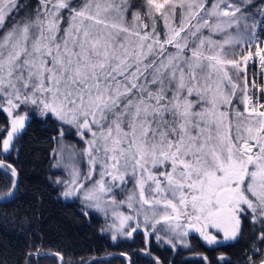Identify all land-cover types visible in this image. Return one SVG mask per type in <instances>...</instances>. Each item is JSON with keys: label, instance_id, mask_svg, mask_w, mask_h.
Returning <instances> with one entry per match:
<instances>
[{"label": "snow or ice", "instance_id": "snow-or-ice-1", "mask_svg": "<svg viewBox=\"0 0 264 264\" xmlns=\"http://www.w3.org/2000/svg\"><path fill=\"white\" fill-rule=\"evenodd\" d=\"M251 7L252 0H0V112L8 117L0 170L11 180L0 203L18 198V171L7 162L17 140L31 119L52 120L61 141L68 127L84 143H61L53 167L65 150L88 164L87 173L65 165L68 179L54 181L65 199L83 194L106 212L124 203L115 189L135 181L127 205L138 193L136 224L114 211V241L131 238L141 215L146 243L163 222L174 249L190 230L210 245L221 243L210 229L238 243L250 220L259 235L237 264H264L257 247L264 245V86L247 76L256 59L264 75V7ZM237 97L242 111L233 107ZM42 255L53 254L37 249L28 260Z\"/></svg>", "mask_w": 264, "mask_h": 264}, {"label": "trees", "instance_id": "trees-1", "mask_svg": "<svg viewBox=\"0 0 264 264\" xmlns=\"http://www.w3.org/2000/svg\"><path fill=\"white\" fill-rule=\"evenodd\" d=\"M134 2L138 4L140 0ZM260 2L252 0L253 7L259 6ZM176 23H179V15ZM160 28L163 29L161 22ZM7 120V114L0 112V127ZM60 132L58 122L33 118L7 158V162H14L17 168L19 191L14 202L0 203V264H60L55 253H60L64 264H80L81 260L92 264L93 260L87 263L90 258L114 251L126 252L131 264H141L139 259L148 253L160 258L164 264H226V261L237 264L245 249L259 235V225L253 229L249 220L238 243L225 241L217 233L215 235L221 243L210 245L194 232L188 235L189 245L186 248L158 246L152 239L146 243L141 232L135 233L129 240L111 241L100 232L101 217L85 212L76 200H62L58 188L50 181L53 150ZM4 158L0 156V159ZM9 176L0 170V190H6L11 185ZM37 249L53 255H42L38 260L33 256L29 261L28 254L35 253ZM222 255L225 257L223 261L220 259ZM115 258L118 259L110 263L123 264L122 256ZM94 261L97 263V259ZM145 264L153 263L147 260Z\"/></svg>", "mask_w": 264, "mask_h": 264}, {"label": "rangeland", "instance_id": "rangeland-1", "mask_svg": "<svg viewBox=\"0 0 264 264\" xmlns=\"http://www.w3.org/2000/svg\"><path fill=\"white\" fill-rule=\"evenodd\" d=\"M81 2H82V0H76L77 4H79ZM141 2H142V0H140V2L137 5H139ZM211 2H212V0H209V6H211ZM133 11H135V9H133ZM255 11H256L255 7H253V9H249V12L255 13ZM128 20L131 21V14L128 15ZM161 23L163 24L162 21H161ZM249 23H251V20L249 21ZM64 26L67 27V24H65ZM250 30L251 29H249V32H250ZM241 31H243V28H241ZM233 34H235V30H233ZM205 35H207V32H205ZM214 39L223 40L224 37L223 36H216V37H214ZM241 47H243V45H238L235 48H228L227 51H228L229 55H231V53L233 51L239 52ZM237 105L240 107V110L242 111L243 110L242 109L243 106L240 104L239 97H237L236 105H233V107H236ZM23 111H25V109H21V112H23ZM64 130L66 132V135L64 136L63 141H61V138L59 137L57 139V142H56L55 150H56V152L58 154L60 153V145H61V143L65 144V145L75 144L77 146V148H79V149H82L84 147V143L76 135L75 129H70L71 135L67 134V132L69 131L68 127H65ZM58 160H60V155H57L55 158H54V156L52 157L51 165H50L51 173H50L49 178H50V181L53 183V185L58 188L59 197L62 200H64V201L76 200L79 203V205L81 206V208L85 212L93 213V214L98 215L99 217H101L102 223H101V227H100V232L105 234V235H107L111 239V241L115 242V241L121 240L123 237H127V236H118L117 240L114 241L112 239V231H111L110 225L113 223V219H114L113 218V212L115 211V212H122L124 215L133 216V220L130 223L132 224L133 227L135 226V224H136V210L139 209V204L137 202L138 201V193H137V201L133 202L134 207L130 209L128 207V205H127V196L132 192V190L134 188L135 181L134 180H130V182L127 183L122 188L118 187V188L115 189V199L117 200L118 203L119 202H124V203L120 204L119 207H115V208H113L111 205H106L105 206L106 207V212L105 211H101V210H98L95 207L86 205L83 202V194H81L80 198H68V199H65L61 195V193L64 191L63 185H57V184L54 183V181L56 179H58V178L68 179V172L65 169V165L75 164L77 167H79L81 169V171L83 173H87V171H88L87 160L85 158L81 157V156H76L75 159H69V154H68V152L66 150L63 153V159H62V161L60 163V166L59 167H53V165L57 164ZM98 171H99V169H97V172ZM96 178L99 179V175H97ZM117 183H119V182H117ZM90 186L91 185H89V187ZM104 199L108 200V199H111V197H107L106 196V197H104ZM157 218H159V217H157ZM140 220H141V228H144V225L142 223L143 215L140 216ZM128 230L130 231L131 229H128ZM191 232L199 234L198 232H196L194 230H190L189 234ZM210 232H211L212 235H215V234L219 233L224 238L223 233L222 232H217L216 229H210ZM157 235H159L161 237V239L158 240L157 239ZM154 237H155V241L158 244H160V245H168V246L172 247L166 241L168 239L173 238V233H171V231L168 229V226L166 224H164L163 222H161V224L158 225V231H157V234H154ZM185 245H187V246H185ZM188 245L189 244H188V236H187V237L184 238V243H180L179 241H177L176 248L177 247H185L186 248V247H188Z\"/></svg>", "mask_w": 264, "mask_h": 264}, {"label": "built area", "instance_id": "built-area-1", "mask_svg": "<svg viewBox=\"0 0 264 264\" xmlns=\"http://www.w3.org/2000/svg\"><path fill=\"white\" fill-rule=\"evenodd\" d=\"M264 7V0L261 1V4L259 6V9ZM259 19V16L256 17ZM262 41H264V37H261ZM254 50V49H253ZM243 66V65H242ZM253 74H255V79L258 85L264 86V75H261V69L259 65V60L256 59L255 61H249L248 68H247V76L249 79V83L251 85V81L253 79ZM251 87H250V93H251ZM259 90H256V96L259 97ZM260 103H264V99L260 100ZM257 247L261 248V250H264V245H258Z\"/></svg>", "mask_w": 264, "mask_h": 264}, {"label": "flooded vegetation", "instance_id": "flooded-vegetation-1", "mask_svg": "<svg viewBox=\"0 0 264 264\" xmlns=\"http://www.w3.org/2000/svg\"><path fill=\"white\" fill-rule=\"evenodd\" d=\"M137 232H141L142 234H143V236L145 237V234H144V228H141L140 227V229L137 231ZM136 232V233H137ZM135 234V233H134ZM133 234V235H134ZM122 239H128L129 240V237H123ZM121 239V240H122ZM145 239H146V237H145ZM150 239H152V241H153V243H155L156 245H158V246H163V245H160V244H158L156 241H155V237H154V235H151L150 236V238H148V240H150ZM119 241V240H118ZM115 242H117V241H115ZM114 252H121V253H124V254H127L126 252H123V251H114ZM128 255V254H127ZM129 258H130V256H129ZM118 258H115V257H110V258H107V259H101V258H99V259H97V263H95V264H112V263H110V262H115L116 260H117ZM121 260H123V264H127V258L126 257H123ZM130 260V263L129 264H131V258L129 259ZM140 260V263L141 264H145V261H151L153 264L154 263H156V261L157 260H159V262H160V264H164V262H162L161 261V259L160 258H158V257H155V256H151V255H146L145 257H143V258H141V259H139ZM171 264V263H170Z\"/></svg>", "mask_w": 264, "mask_h": 264}, {"label": "water", "instance_id": "water-1", "mask_svg": "<svg viewBox=\"0 0 264 264\" xmlns=\"http://www.w3.org/2000/svg\"><path fill=\"white\" fill-rule=\"evenodd\" d=\"M84 212V211H83ZM85 213V212H84ZM122 253L121 252H112V253H110V254H108V255H105V256H98V257H93V258H90L88 261H87V263L88 262H90V261H92V260H95V259H99V258H101V259H107V258H110V257H115V256H122V257H126L127 258V264H129L130 263V258H129V256L127 255V254H124V255H121Z\"/></svg>", "mask_w": 264, "mask_h": 264}, {"label": "crops", "instance_id": "crops-1", "mask_svg": "<svg viewBox=\"0 0 264 264\" xmlns=\"http://www.w3.org/2000/svg\"><path fill=\"white\" fill-rule=\"evenodd\" d=\"M257 10H258V5L256 6V12H257ZM251 31V30H250Z\"/></svg>", "mask_w": 264, "mask_h": 264}]
</instances>
